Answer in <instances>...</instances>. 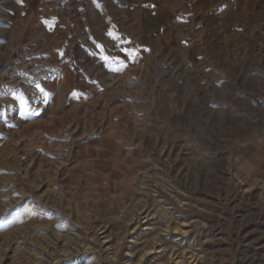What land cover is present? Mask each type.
Instances as JSON below:
<instances>
[{"label":"rangeland","instance_id":"rangeland-1","mask_svg":"<svg viewBox=\"0 0 264 264\" xmlns=\"http://www.w3.org/2000/svg\"><path fill=\"white\" fill-rule=\"evenodd\" d=\"M0 252L264 264V0H0Z\"/></svg>","mask_w":264,"mask_h":264},{"label":"bare ground","instance_id":"bare-ground-1","mask_svg":"<svg viewBox=\"0 0 264 264\" xmlns=\"http://www.w3.org/2000/svg\"><path fill=\"white\" fill-rule=\"evenodd\" d=\"M0 257H1V260H2V258L4 257V255L0 252ZM179 261V260H178Z\"/></svg>","mask_w":264,"mask_h":264},{"label":"snow or ice","instance_id":"snow-or-ice-1","mask_svg":"<svg viewBox=\"0 0 264 264\" xmlns=\"http://www.w3.org/2000/svg\"><path fill=\"white\" fill-rule=\"evenodd\" d=\"M17 2H18V3H22V2H23V0H17ZM129 55H130V54H129ZM105 59H106V58H105Z\"/></svg>","mask_w":264,"mask_h":264}]
</instances>
